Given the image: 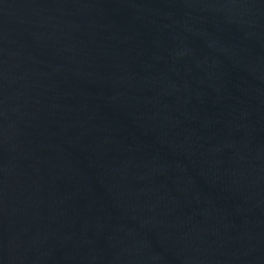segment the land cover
Instances as JSON below:
<instances>
[{
	"label": "water",
	"instance_id": "obj_1",
	"mask_svg": "<svg viewBox=\"0 0 264 264\" xmlns=\"http://www.w3.org/2000/svg\"><path fill=\"white\" fill-rule=\"evenodd\" d=\"M0 264H264V0H0Z\"/></svg>",
	"mask_w": 264,
	"mask_h": 264
}]
</instances>
